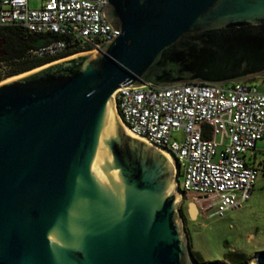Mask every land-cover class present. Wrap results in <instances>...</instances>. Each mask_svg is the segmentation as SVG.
<instances>
[{
  "label": "water",
  "instance_id": "water-1",
  "mask_svg": "<svg viewBox=\"0 0 264 264\" xmlns=\"http://www.w3.org/2000/svg\"><path fill=\"white\" fill-rule=\"evenodd\" d=\"M105 1L98 50L0 82V264H196L176 168L114 95L264 76V0Z\"/></svg>",
  "mask_w": 264,
  "mask_h": 264
},
{
  "label": "built area",
  "instance_id": "built-area-1",
  "mask_svg": "<svg viewBox=\"0 0 264 264\" xmlns=\"http://www.w3.org/2000/svg\"><path fill=\"white\" fill-rule=\"evenodd\" d=\"M105 5L42 0L31 9L28 0H0V26L53 37L33 52L39 57L74 45L76 54L87 53L117 35L103 16ZM114 101L121 125L168 156L180 201L192 199L203 219L240 209L257 177L264 178V93L254 84L120 88Z\"/></svg>",
  "mask_w": 264,
  "mask_h": 264
},
{
  "label": "rangeland",
  "instance_id": "rangeland-1",
  "mask_svg": "<svg viewBox=\"0 0 264 264\" xmlns=\"http://www.w3.org/2000/svg\"><path fill=\"white\" fill-rule=\"evenodd\" d=\"M41 3L42 0H28V7L35 9L40 7ZM248 84H254L264 93V76ZM180 206L185 221L180 215ZM177 211L196 264H227L224 254L229 252L244 253L249 258L248 264H251L255 253L264 252V178L262 176L257 177L249 201L240 209L227 212L222 217L203 219L192 199L180 201Z\"/></svg>",
  "mask_w": 264,
  "mask_h": 264
},
{
  "label": "trees",
  "instance_id": "trees-1",
  "mask_svg": "<svg viewBox=\"0 0 264 264\" xmlns=\"http://www.w3.org/2000/svg\"><path fill=\"white\" fill-rule=\"evenodd\" d=\"M53 37L30 34L19 26H0V82L80 52L71 46L57 56H36L33 52ZM251 79L245 83H253ZM180 215L185 221L181 206ZM193 254V253H192ZM227 264H246L249 258L242 252L224 254Z\"/></svg>",
  "mask_w": 264,
  "mask_h": 264
},
{
  "label": "crops",
  "instance_id": "crops-1",
  "mask_svg": "<svg viewBox=\"0 0 264 264\" xmlns=\"http://www.w3.org/2000/svg\"><path fill=\"white\" fill-rule=\"evenodd\" d=\"M261 145V144H260ZM259 145V146H260ZM246 160H247V162L249 163V164H254V165H256V163L254 162V161H252V159H250L248 156H246Z\"/></svg>",
  "mask_w": 264,
  "mask_h": 264
},
{
  "label": "bare ground",
  "instance_id": "bare-ground-1",
  "mask_svg": "<svg viewBox=\"0 0 264 264\" xmlns=\"http://www.w3.org/2000/svg\"><path fill=\"white\" fill-rule=\"evenodd\" d=\"M165 154V153H164ZM165 156L168 158V156L165 154ZM168 160L170 161V159L168 158ZM192 208V207H191Z\"/></svg>",
  "mask_w": 264,
  "mask_h": 264
},
{
  "label": "flooded vegetation",
  "instance_id": "flooded-vegetation-1",
  "mask_svg": "<svg viewBox=\"0 0 264 264\" xmlns=\"http://www.w3.org/2000/svg\"><path fill=\"white\" fill-rule=\"evenodd\" d=\"M105 6H106V5H105ZM246 264H248V262H247Z\"/></svg>",
  "mask_w": 264,
  "mask_h": 264
}]
</instances>
